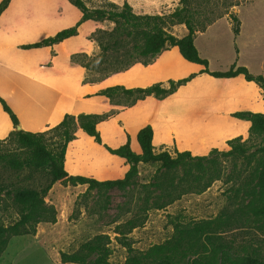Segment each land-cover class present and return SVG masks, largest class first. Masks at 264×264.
Here are the masks:
<instances>
[{"label": "rangeland", "instance_id": "374dc122", "mask_svg": "<svg viewBox=\"0 0 264 264\" xmlns=\"http://www.w3.org/2000/svg\"><path fill=\"white\" fill-rule=\"evenodd\" d=\"M81 1L94 11L110 9L111 4L121 7L125 0ZM126 1L138 14L166 15L182 6L180 0ZM186 1L197 29L194 44L208 60L209 70L244 65L252 74L264 77V0ZM229 14L239 20L237 34L232 31ZM91 18L98 25L90 37L94 49L89 57L79 58L81 62L98 58L97 30L113 27L96 13ZM168 30L177 37L187 32L184 24ZM129 45L128 39L123 40L122 48ZM114 56L120 53H107L108 59ZM146 62H134L98 83L97 88L117 84L143 88L154 83L169 88V79L191 77L161 95L118 91L111 98L94 96L87 109L109 116L97 126L100 142L77 130L67 144L64 168L97 180L123 178L129 164L108 148L128 140L138 152L135 135L147 124L153 130L155 152L174 156L188 150L192 156L207 158L176 169L139 163L136 175L121 187L87 189L86 184L55 182L37 209L41 221L35 232L8 236L0 264H78L61 262L60 254L78 251L93 241L109 250V264H133L151 246L168 242L180 245L179 264H197V258L211 264H236L234 254L244 252L264 257V213L252 211L264 204L258 175L262 168L258 147L264 145V134H251L250 122L233 115L237 111L264 113L262 89L241 75L214 78L201 73V66L183 59L176 47H166ZM147 66H152V71H146ZM97 67H101L99 62L92 63L84 81L104 78L105 71ZM234 137H240L248 151L242 157H224L221 152L229 149L227 141ZM22 150L15 140L0 143V154ZM210 158H216L215 164ZM47 180L42 172L14 170L0 159V224L7 226L20 218L14 201L16 189L39 186ZM222 248L229 256L220 258Z\"/></svg>", "mask_w": 264, "mask_h": 264}, {"label": "trees", "instance_id": "16d2710c", "mask_svg": "<svg viewBox=\"0 0 264 264\" xmlns=\"http://www.w3.org/2000/svg\"><path fill=\"white\" fill-rule=\"evenodd\" d=\"M9 0H1L0 12L7 6ZM83 13L82 19H92L91 14L96 13L98 17L107 19L113 23V27L108 31L97 30L99 33L95 41L100 54L97 59L90 62H81L79 58L89 57L85 53H76L71 59L85 68L88 73L92 68V63L99 62L101 67L97 70L105 71L104 78L83 83L98 84L114 74L127 70L134 62L146 61L154 58L166 47H176L179 55L188 62L201 66L200 72L207 73L214 78H233L241 75L246 81L256 83L263 91L264 95V77L261 74H252L244 65L232 64L227 70H209L208 60L200 56L195 44L194 35L196 28L193 23V16L186 0H180L181 7H177L173 12L166 15L158 14H138L132 10L131 5L125 0L121 7L111 4L110 9H100L91 11L83 4L81 0H70ZM231 19V28L234 34L239 32V20L234 14H229ZM176 24H184L187 32L181 37L171 33L169 27ZM76 26L59 31L54 36L41 40L40 42L28 46L48 45L60 41L70 35L75 34ZM128 39L130 45L122 48L123 40ZM121 49H124L121 52ZM118 52L119 57L107 58L108 52ZM111 57V56H110ZM189 77H183L178 80L169 79V88H164L160 83H154L146 87L125 88L122 85L105 86L98 89L95 93L111 98L114 93L122 91L125 94L144 93L161 95L174 90L177 85L188 81ZM3 109L9 114L13 123V130L7 137L0 139V143L15 140L23 149L20 153L7 152L0 154L8 165L18 171L29 170L31 172H42L47 177V182L39 186H24L15 190L14 201L20 209V218L10 225L0 224V254L8 245V236H20L33 234L36 225L41 221L37 214L38 207L43 203V198L55 182L62 184H86L87 189L103 188L108 189L113 186H124L137 173L139 163H158L166 169H176L186 165L198 164L200 159H206V156H192L188 150L177 152L172 156L167 151L155 152L152 144L153 130L149 124L142 126L135 135V141L138 146V152L134 151L129 141L117 148H108V151L123 158L128 164V170L123 178L116 180H97L78 174H71L64 168V156L68 142L75 138L77 130L92 136L97 142H100V134L97 126L100 122L108 119L107 114L94 112H79L77 114H65L63 119L55 126L39 132L25 131L18 126V119L7 103L0 98ZM235 117L250 122L251 134H264V113L252 111H237L233 114ZM51 137H47L48 134ZM229 149L221 152L224 157H242L248 151L245 143L240 137H234L227 141ZM11 153V154H9ZM13 153V154H12ZM258 160L262 166L259 172V188L261 197L264 199V145L258 147ZM209 161L215 164L216 158H210ZM254 214L264 213V204L252 207ZM177 243H166L162 245L151 246L141 258H135L133 264H179ZM220 258L229 256V251L221 249ZM92 255H96L92 258ZM109 250L100 245L97 241L84 244L80 250L60 254L61 262H74L78 264H109ZM236 264H264V257L255 252H244L243 254H234ZM210 260L197 258L194 260L197 264H211Z\"/></svg>", "mask_w": 264, "mask_h": 264}, {"label": "crops", "instance_id": "0c3cea01", "mask_svg": "<svg viewBox=\"0 0 264 264\" xmlns=\"http://www.w3.org/2000/svg\"><path fill=\"white\" fill-rule=\"evenodd\" d=\"M82 16L70 0H9L0 12V98L20 129L39 132L57 125L65 114L91 112L87 108L98 84L83 83L85 68L71 56L93 52L90 37L98 25ZM74 26L75 34L60 41L28 46ZM13 128L0 102V139Z\"/></svg>", "mask_w": 264, "mask_h": 264}, {"label": "water", "instance_id": "95a60500", "mask_svg": "<svg viewBox=\"0 0 264 264\" xmlns=\"http://www.w3.org/2000/svg\"><path fill=\"white\" fill-rule=\"evenodd\" d=\"M17 128H19V127L17 126Z\"/></svg>", "mask_w": 264, "mask_h": 264}]
</instances>
